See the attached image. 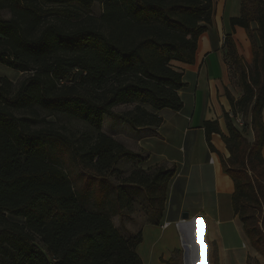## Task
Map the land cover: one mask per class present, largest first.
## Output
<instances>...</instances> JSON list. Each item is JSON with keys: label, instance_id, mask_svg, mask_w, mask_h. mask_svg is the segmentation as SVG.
Listing matches in <instances>:
<instances>
[{"label": "trees", "instance_id": "16d2710c", "mask_svg": "<svg viewBox=\"0 0 264 264\" xmlns=\"http://www.w3.org/2000/svg\"><path fill=\"white\" fill-rule=\"evenodd\" d=\"M213 10V0H0V64L27 74L16 88L0 75V264H143L135 251L142 233L125 235L111 218L132 210L142 191L138 203L158 225L175 170L121 171L119 161L142 157L102 130L103 117L138 129L159 126L165 109L180 110L184 82L170 63L194 62ZM229 23L246 30L252 59L245 62L225 36L241 94L226 91L227 133L217 120L205 121L204 133L211 150L212 133L225 144L220 162L233 182V211L264 259V0H241ZM117 105L131 108L115 112ZM37 109L76 118L89 131L73 139L54 122L15 114ZM57 141L85 175L77 188L59 164ZM118 170L112 191L104 181Z\"/></svg>", "mask_w": 264, "mask_h": 264}, {"label": "crops", "instance_id": "0c3cea01", "mask_svg": "<svg viewBox=\"0 0 264 264\" xmlns=\"http://www.w3.org/2000/svg\"><path fill=\"white\" fill-rule=\"evenodd\" d=\"M213 3L212 20L198 38L194 62L173 60L170 63L182 73L184 86L178 91L182 108L163 110V121L157 127L132 129L117 118L103 117L102 130L142 157L138 163L126 162L125 168H119L121 171L127 173L133 167L147 170L156 166L175 170L167 184L158 225L148 221L138 203L142 191L136 194L132 210L111 218L115 227L127 229L125 235L142 233L135 251L143 264H169L173 258L182 264L181 250L187 251L183 264H190L194 252L200 249L199 229L207 262L210 257L211 264L214 260L216 264H248L254 259L264 264L232 208L233 182L223 172L220 162V156L228 154L225 144L219 134L212 133L210 142L215 150H211L204 133V122L214 120L218 121L220 130L227 133L224 113L231 115V108L226 91L234 98L241 94L226 56L225 36L231 35L245 62L250 63L252 59V43L246 30L239 26L232 28L229 23L231 17L240 15L241 0H213ZM255 28L256 24L251 23V29ZM253 37L258 41L255 33ZM262 153L264 157V147ZM183 213L187 218L182 217ZM153 225L158 230L150 228ZM170 227L179 233L178 245L171 241Z\"/></svg>", "mask_w": 264, "mask_h": 264}, {"label": "rangeland", "instance_id": "374dc122", "mask_svg": "<svg viewBox=\"0 0 264 264\" xmlns=\"http://www.w3.org/2000/svg\"><path fill=\"white\" fill-rule=\"evenodd\" d=\"M101 11V4L99 3H94L92 6V12L94 14H99ZM2 16L7 17L8 13L7 12H3ZM0 75L1 76H6L8 78L13 79V87L16 88L19 85V82L24 79L26 77V73H17L14 72L13 69L0 64ZM239 87V86H238ZM127 108H131V106L129 105H117L114 107V111L115 112H121L123 110H126ZM16 115H28V116H36L39 118H44L45 120H49L50 122H54L55 126L64 134L70 136L71 138H77L78 136H80L83 133H86L89 131V127L82 121L73 118V117H68V116H64V115H60V114H53V115H48L44 110L41 109H37V114L32 113L30 111H24V110H20V111H15ZM239 117L242 120V117L239 115ZM235 124L240 127L241 125H238V123L236 122V119H234ZM243 122V121H242ZM248 138H250V135L248 136ZM54 144V149L59 161L60 166L67 172L68 176L71 178L72 183L74 185V187H78L81 183L85 182V175H83V173L78 169V166L75 162V159L73 157L72 151L69 147L65 146L64 144L60 143V142H53ZM122 163L119 164L118 168H125L126 167V159H123L121 161ZM123 177V174L118 170L116 171V173L114 174H110L107 179L104 181V185L107 186L108 188H110V190L113 191V186L115 184H118L121 180V178ZM117 225H118V221H117ZM127 225L130 226V223H127ZM119 226V225H118ZM153 230H158L157 227L155 225H153L152 227ZM174 227H170L168 229L169 234L171 235V241L173 242V244H177L178 245V234L173 230ZM123 234L128 233L125 232L127 231V229L124 227L122 228L121 226H119L118 228ZM164 238V237H163ZM162 238V239H163ZM161 242H158V244H160ZM198 247L200 249H198L199 251L196 253L194 252L193 255V259L196 262H199V260L201 259V262H203L204 260H206L205 258V243L204 240L202 239V234H201V230L199 229V244ZM197 247V248H198ZM181 258H182V264H183V257L186 259V253L187 251H183L181 250ZM184 252V254H183ZM166 255H168V253H165ZM262 258V257H261ZM255 260V259H254ZM263 260V258H262ZM186 262V261H185ZM192 261H190L191 263ZM263 262V261H262ZM193 263V262H192ZM187 264V262L185 263Z\"/></svg>", "mask_w": 264, "mask_h": 264}, {"label": "built area", "instance_id": "2783aa9c", "mask_svg": "<svg viewBox=\"0 0 264 264\" xmlns=\"http://www.w3.org/2000/svg\"><path fill=\"white\" fill-rule=\"evenodd\" d=\"M235 119H236V122L238 123V125H242V120L239 116H237ZM203 262H204V264H208L207 260H204Z\"/></svg>", "mask_w": 264, "mask_h": 264}, {"label": "bare ground", "instance_id": "6f19581e", "mask_svg": "<svg viewBox=\"0 0 264 264\" xmlns=\"http://www.w3.org/2000/svg\"><path fill=\"white\" fill-rule=\"evenodd\" d=\"M191 261L193 262H191L190 264H204V262H201V259L199 260V262H196L194 259H193V256H192V258H191Z\"/></svg>", "mask_w": 264, "mask_h": 264}, {"label": "water", "instance_id": "95a60500", "mask_svg": "<svg viewBox=\"0 0 264 264\" xmlns=\"http://www.w3.org/2000/svg\"><path fill=\"white\" fill-rule=\"evenodd\" d=\"M182 217H183V218H187V214H186V213H183V214H182Z\"/></svg>", "mask_w": 264, "mask_h": 264}]
</instances>
